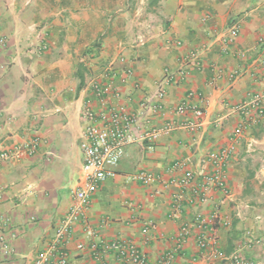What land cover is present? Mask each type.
I'll return each mask as SVG.
<instances>
[{
    "label": "crops",
    "instance_id": "obj_1",
    "mask_svg": "<svg viewBox=\"0 0 264 264\" xmlns=\"http://www.w3.org/2000/svg\"><path fill=\"white\" fill-rule=\"evenodd\" d=\"M234 25L240 33L229 47L224 37ZM0 39V154L20 149L0 164V216L7 221L0 238L10 247L0 248V264H33L55 241L82 178L85 109L100 110L92 82H112L121 96L109 94L108 105L136 111L167 72L182 70L150 121L151 129L173 130L126 148L118 175L98 186L85 220L73 226L69 264H99L95 250L120 239L134 242L147 264H234L237 251L264 264V118L252 114L243 138L233 140L250 120L234 107L264 92V0H0ZM193 51L197 61L185 64ZM184 101L203 118L178 113ZM194 122V130L180 128ZM231 144L228 195L210 189L207 202L190 204L192 188L214 171L209 155ZM138 172L155 182H130ZM187 174L195 178L188 189L171 185ZM179 194L182 212L172 217ZM198 216L207 229H198ZM184 226L191 233L179 241ZM247 232L262 242L249 246ZM205 235L216 245L200 249ZM105 259L119 264L112 252Z\"/></svg>",
    "mask_w": 264,
    "mask_h": 264
},
{
    "label": "built area",
    "instance_id": "obj_2",
    "mask_svg": "<svg viewBox=\"0 0 264 264\" xmlns=\"http://www.w3.org/2000/svg\"><path fill=\"white\" fill-rule=\"evenodd\" d=\"M239 33V25H234L230 28L224 37L226 46H233ZM1 46H5V41L2 39H0V47ZM198 56V51H193L185 58L184 63L191 65L197 61ZM185 73L184 70L177 74L167 72L165 77L156 83V90L153 96L143 101L136 111L128 109L125 105H108L107 97H109V94L117 99L121 96L120 92L114 90L112 82L105 86H102L98 81L92 82L91 86L100 102V110L96 112L91 107H87L84 112L87 125L84 130L85 143L83 146L84 164L82 168V178L78 188L72 193V206L57 228L55 241L49 246L48 250L38 256L33 264H69V254L65 247L71 240L73 226L85 220L86 210L98 186L106 180L118 175L117 168L121 163L126 148L135 144L143 145L146 143H154L162 135L168 134L173 130L171 124H167L160 129H151L150 121L153 114L162 111L163 107L161 104L167 95L168 86L177 77L184 76ZM238 75L239 72H233L230 75V79L235 80ZM132 77L133 73L129 70L126 74V78L131 80ZM234 110L250 118V120L241 123L236 128L233 140L235 143H238L250 126L252 114L264 118V92L252 95L247 101L235 106ZM177 112L180 114L193 112L199 120L202 119L204 115L201 109L196 105H190L188 101L182 102L178 106ZM141 120H143V124ZM199 125V122L187 123L182 124L180 128L194 130ZM36 147L37 143H33L30 147L28 146L31 151H34ZM149 149H153V146H149ZM19 150V148H16L14 151L2 152L0 154V164L6 160L17 159L20 155ZM234 151L235 144H231L222 151L214 152L209 155L208 161L214 167V171L212 174L205 176L201 184L192 188V195L188 198L190 204L195 202H207L208 191L210 189H216L228 195V175L226 167ZM184 167V163H177L174 166L177 170L183 169ZM128 180L130 182L151 185L155 182L156 177L147 172H138L129 176ZM194 180L193 174H187L183 178L172 180L170 183L171 185L179 186L182 190H186ZM182 208L183 199L181 194L174 195L172 202V217H177L181 214ZM218 213L219 210L216 209L214 219L218 218ZM221 223L223 227H229L230 225L228 220H223ZM6 225V219L0 216V230L5 228ZM196 225L201 231L207 229L204 221L199 216L196 218ZM209 229L211 234L215 233V228L211 227ZM190 233L191 229L189 226H184L178 235V240H185ZM246 237L249 246L253 243L262 242L261 240H256L250 232H247ZM216 243L215 237L212 236L211 239H207L205 235L199 238L198 247L200 249H205L210 245H216ZM0 248L5 251L10 250L4 237L0 238ZM82 248V246H79V249ZM95 252L96 260L99 261V264H108L105 257L110 252L115 254L119 264H147L138 246L134 242L128 240L120 239L111 243L103 242L100 251L95 250ZM218 256L220 258H226L225 254L222 252H218ZM230 259L234 264H252L250 260L241 256L240 251L232 254ZM171 260L172 256H169L167 262Z\"/></svg>",
    "mask_w": 264,
    "mask_h": 264
}]
</instances>
